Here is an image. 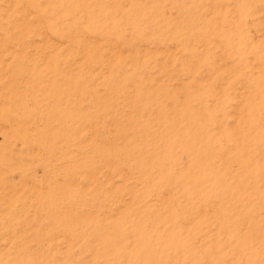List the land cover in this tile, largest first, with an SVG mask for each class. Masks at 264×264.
I'll list each match as a JSON object with an SVG mask.
<instances>
[{
  "label": "rangeland",
  "instance_id": "374dc122",
  "mask_svg": "<svg viewBox=\"0 0 264 264\" xmlns=\"http://www.w3.org/2000/svg\"><path fill=\"white\" fill-rule=\"evenodd\" d=\"M0 264H264V0H0Z\"/></svg>",
  "mask_w": 264,
  "mask_h": 264
}]
</instances>
